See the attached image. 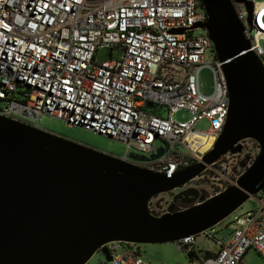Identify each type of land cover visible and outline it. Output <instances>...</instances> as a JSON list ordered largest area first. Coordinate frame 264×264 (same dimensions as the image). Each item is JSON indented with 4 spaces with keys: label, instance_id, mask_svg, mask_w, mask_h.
Returning a JSON list of instances; mask_svg holds the SVG:
<instances>
[{
    "label": "built area",
    "instance_id": "1",
    "mask_svg": "<svg viewBox=\"0 0 264 264\" xmlns=\"http://www.w3.org/2000/svg\"><path fill=\"white\" fill-rule=\"evenodd\" d=\"M245 1L252 3L251 13L235 1L234 10L249 50L264 65V1ZM206 20L199 0H0V118L46 131L39 121L52 116L125 143V155L117 158L171 178L202 162L229 111L221 63L215 53L213 62L206 61L213 43L205 29L194 28ZM104 46L120 48L124 56L99 64L96 53ZM205 68L213 75L211 94L201 88ZM156 106L168 116L149 112ZM179 111L189 112V119L175 118ZM202 120L209 122L208 131L194 129ZM131 148L140 155L130 154ZM236 165L222 155L206 166L201 178L217 181L210 197L236 183L242 174ZM255 199L256 210L233 217L227 243L214 238V227L199 233L220 246L217 254L183 264H244L249 249L264 259V198ZM199 234L173 244L188 254ZM105 247L108 264H158L128 243Z\"/></svg>",
    "mask_w": 264,
    "mask_h": 264
},
{
    "label": "water",
    "instance_id": "2",
    "mask_svg": "<svg viewBox=\"0 0 264 264\" xmlns=\"http://www.w3.org/2000/svg\"><path fill=\"white\" fill-rule=\"evenodd\" d=\"M233 1L245 3L251 13L252 3L245 0H200L207 20L194 26L208 32L229 96L223 132L201 163L168 178L0 118V264H88L97 252L109 262L110 242L173 243L213 228L264 190V65L249 50ZM248 139L260 151L234 185L210 198L190 188L174 200L195 205L178 212L170 206L160 216L150 212L152 198L199 177L222 155L241 153Z\"/></svg>",
    "mask_w": 264,
    "mask_h": 264
},
{
    "label": "rangeland",
    "instance_id": "3",
    "mask_svg": "<svg viewBox=\"0 0 264 264\" xmlns=\"http://www.w3.org/2000/svg\"><path fill=\"white\" fill-rule=\"evenodd\" d=\"M257 2H262L264 0H254ZM194 35H197L195 31ZM214 50H208L206 52V61L213 62L214 60ZM124 56V51L122 49H110L109 47H102L96 53V62L103 63L111 60H120ZM200 83L202 91L205 94H211L213 90V75L210 69L205 68L200 72ZM156 106L153 109L149 110L151 113L158 112L162 117L168 116V110ZM190 113L187 111H179L174 114V117L186 121L190 117ZM39 125L44 130L60 135L67 139L73 140L75 142L81 143L83 145L95 148L99 151L105 152L112 156L123 157L127 151V146L125 143L114 140L105 135L90 131L88 129L76 126H70L63 120L56 119L49 115L41 116ZM197 131H208L210 129L209 122L207 120H202L198 122L194 128ZM246 148L245 151L253 152L255 154V143L254 141L248 139L245 142ZM162 146L161 141H157L156 147L159 148ZM130 154L140 155L135 149L131 148L129 151ZM225 159L232 162L233 157L229 154L223 155ZM217 181L210 175H205L204 178L199 177L194 178L190 183L193 185V188L200 191L202 195L206 198L214 194V189H216L215 183ZM178 189V188H177ZM176 190V189H175ZM168 193L160 194L150 201V208L152 211L162 213L168 207V203L171 200V197H168ZM162 195V196H161ZM256 198H264V190L256 195ZM259 206L258 201L253 198L246 201L239 209H237L232 215L221 221L219 224L214 226V238L217 240H223L224 243H227L230 239L232 229L229 224L233 221L235 215H241L248 211L256 210ZM125 245H122L124 247ZM130 247L137 250L141 256L147 260H151L158 264H183L190 260L186 252L179 251L173 243L166 244H130ZM194 252L201 256L202 254L209 252L212 254H217L220 251V246L210 238L199 234L196 238V242L193 247H190ZM244 264H264V259L252 249H249L243 258ZM88 264H108L103 253L97 252L93 258L89 261Z\"/></svg>",
    "mask_w": 264,
    "mask_h": 264
},
{
    "label": "flooded vegetation",
    "instance_id": "4",
    "mask_svg": "<svg viewBox=\"0 0 264 264\" xmlns=\"http://www.w3.org/2000/svg\"><path fill=\"white\" fill-rule=\"evenodd\" d=\"M245 142H246V140H244V141L241 142V144L243 146V150H242L241 153H238V154H229L230 156L233 157V163H234V165L237 162V165L235 166L236 173H243L246 170V168H248L252 164L253 159H254L253 156L255 154L253 155L252 154L253 152L245 151L244 150V148H246ZM257 152H258V147H257V144L255 143V153H257ZM245 159H247V160H245ZM244 161H246V166L245 167H241V163L244 162ZM190 188H193V185H190V183L188 182L187 184L183 185L182 187H180V188H178L176 190L170 191V193L168 194V197H171V200L168 203V207L172 206V211L173 212H178V211L185 210V209H187V208H189V207H191V206H193V205L196 204V202H192L191 203L187 199L184 200L183 198H178V199L174 200V197L176 195H178L179 193H181V192H183V191H185L187 189H190ZM200 196H204V195H202L200 193ZM163 197H164V194H163V196L161 198H163ZM168 207H167V209L164 210L163 213H166L167 212Z\"/></svg>",
    "mask_w": 264,
    "mask_h": 264
},
{
    "label": "trees",
    "instance_id": "5",
    "mask_svg": "<svg viewBox=\"0 0 264 264\" xmlns=\"http://www.w3.org/2000/svg\"><path fill=\"white\" fill-rule=\"evenodd\" d=\"M199 2H200V0H199ZM200 6H201V3H200ZM252 141H254V140H252ZM254 142H255V141H254ZM255 143L257 144V142H255ZM257 147L259 148L258 144H257ZM255 155H256V154H255ZM256 157H257V155H256ZM162 213H163V212H162ZM162 213H159V212H155V211H153V214H155V215H160V214H162ZM209 254H210L209 252H206V253L202 254L201 256H199V255H197V254L194 252V250L191 249V251L188 253V256H189L190 259H200V258H204V257L208 256Z\"/></svg>",
    "mask_w": 264,
    "mask_h": 264
}]
</instances>
